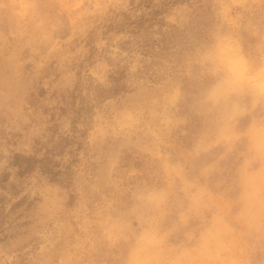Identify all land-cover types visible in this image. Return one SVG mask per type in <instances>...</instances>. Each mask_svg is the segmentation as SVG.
I'll return each mask as SVG.
<instances>
[{"label":"rangeland","instance_id":"rangeland-1","mask_svg":"<svg viewBox=\"0 0 264 264\" xmlns=\"http://www.w3.org/2000/svg\"><path fill=\"white\" fill-rule=\"evenodd\" d=\"M4 174L0 264H264V0H0Z\"/></svg>","mask_w":264,"mask_h":264},{"label":"trees","instance_id":"trees-1","mask_svg":"<svg viewBox=\"0 0 264 264\" xmlns=\"http://www.w3.org/2000/svg\"><path fill=\"white\" fill-rule=\"evenodd\" d=\"M12 164L17 168L18 175H23L36 168H40L51 179L56 180V177L60 172L58 170H54L53 163H51L50 159L46 157L38 158L34 155L15 154L12 158ZM4 178H6V174H4V176L0 179V183L4 180ZM1 213L2 206H0V227L3 221V219H1ZM0 230H2V228Z\"/></svg>","mask_w":264,"mask_h":264}]
</instances>
